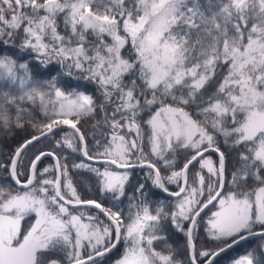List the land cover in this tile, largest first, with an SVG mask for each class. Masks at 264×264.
<instances>
[{"label":"snow or ice","instance_id":"6c2138e0","mask_svg":"<svg viewBox=\"0 0 264 264\" xmlns=\"http://www.w3.org/2000/svg\"><path fill=\"white\" fill-rule=\"evenodd\" d=\"M0 264H264V0H0Z\"/></svg>","mask_w":264,"mask_h":264}]
</instances>
